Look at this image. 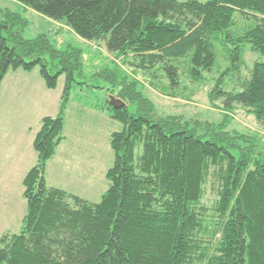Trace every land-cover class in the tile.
Returning <instances> with one entry per match:
<instances>
[{"label": "trees", "instance_id": "trees-1", "mask_svg": "<svg viewBox=\"0 0 264 264\" xmlns=\"http://www.w3.org/2000/svg\"><path fill=\"white\" fill-rule=\"evenodd\" d=\"M14 1L23 10L0 9V88L8 72L35 68L49 90L60 76L66 83L57 115L43 118L34 137L21 231L0 238V264H264V140L231 130L227 114L240 106L264 123V63L241 71L245 48L264 57V0ZM24 9L64 22L135 70L161 72L172 90L182 71L202 81L221 47L228 66L209 99L222 106L223 121L160 116L123 82L114 96L125 106L106 99L104 107L122 130L110 137L114 160L100 201L47 187L82 51L55 50L45 35L23 39L15 28L26 26ZM226 80L235 82L229 91Z\"/></svg>", "mask_w": 264, "mask_h": 264}, {"label": "rangeland", "instance_id": "rangeland-1", "mask_svg": "<svg viewBox=\"0 0 264 264\" xmlns=\"http://www.w3.org/2000/svg\"><path fill=\"white\" fill-rule=\"evenodd\" d=\"M19 8L11 0H0V9L20 12ZM22 18L26 20V26H17L15 31L22 32L23 39L33 40L38 36L45 35L55 50L62 52L72 47L82 51L81 69L74 73L70 102L67 107L65 130L68 144L73 145L74 148L78 147L79 152L92 150L93 154H83L91 156V160L93 159V162L98 165H95L92 184L87 180V185L78 187L81 191L80 194L77 193L79 198L98 203L109 188V182L105 175L108 169L112 167L114 160L110 148V137L112 133L121 131L122 125L113 121L110 117H106V110L105 114L96 111L101 106L105 107L106 99L108 100L110 96L115 97L114 95L123 86V82H126V85H132L133 91L146 98L160 116H178L185 120L192 119L213 123L223 121L222 106L219 102H215V106H213L209 99L214 81L228 66L224 58L225 53L221 47L215 46L216 66L211 73L203 75L202 81L195 82L182 71L179 76V87L172 90L169 88L168 80L161 72L135 70L127 63L128 59L126 57H115L107 53L102 44L82 40L74 35L64 25V22L53 25L50 20L48 21V19L32 11L25 12ZM237 23L238 26H242L241 18H237ZM243 59L245 63V66L241 68L243 75L246 74L247 68L252 67L254 62L264 63V57L253 53L249 48H245ZM47 60L49 61V59ZM49 65L52 66L51 63ZM34 72L38 73L39 68H35ZM65 83L66 76H60L57 80V94H62ZM225 85V90L229 91L231 85L234 86L235 82L229 83L226 80ZM85 113L89 114L83 116ZM227 114L231 130L240 133L258 134L264 140V123L259 124L243 108L235 106L232 112ZM78 135H80L79 138ZM214 198L211 187L207 186L204 203L210 206ZM8 207L13 214H17L21 210L23 213L26 212V202L24 198L17 196V190ZM1 228L0 224V230Z\"/></svg>", "mask_w": 264, "mask_h": 264}, {"label": "crops", "instance_id": "crops-1", "mask_svg": "<svg viewBox=\"0 0 264 264\" xmlns=\"http://www.w3.org/2000/svg\"><path fill=\"white\" fill-rule=\"evenodd\" d=\"M16 5L20 7L19 11L23 10L22 6L17 3ZM24 11L30 10L24 9ZM50 23L58 24L52 21ZM56 88L47 89L40 73L34 70L11 71L2 80L0 88V224L2 226L0 236L18 234L21 231L25 213L22 210L17 214L11 213L8 204L16 190L17 196L23 198V179L37 161V155L33 150V140L39 130L40 121L46 117H55L58 113L62 94H57ZM67 112L68 108L63 129L64 139L58 146L55 156L45 167L44 180L49 188L60 189L78 196L81 192L78 187L87 185V180L90 184L94 181L95 165L98 164L91 160V156L83 154H93L92 150L79 152L78 147L74 148L73 145L68 144L65 130ZM96 112L105 114L106 111L101 106ZM88 114L85 113L83 116ZM105 115L110 117L107 112ZM80 199L94 203L89 199Z\"/></svg>", "mask_w": 264, "mask_h": 264}, {"label": "water", "instance_id": "water-1", "mask_svg": "<svg viewBox=\"0 0 264 264\" xmlns=\"http://www.w3.org/2000/svg\"><path fill=\"white\" fill-rule=\"evenodd\" d=\"M108 101H109V105H110L113 109H116V110L121 109L122 107L125 106V104H124L122 101H120L119 99H117V98H115V97H113V96H110V97L108 98Z\"/></svg>", "mask_w": 264, "mask_h": 264}]
</instances>
